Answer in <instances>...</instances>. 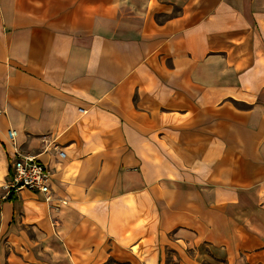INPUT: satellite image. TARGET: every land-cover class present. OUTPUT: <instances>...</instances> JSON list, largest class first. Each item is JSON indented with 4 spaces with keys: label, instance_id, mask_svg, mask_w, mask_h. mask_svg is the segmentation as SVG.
Masks as SVG:
<instances>
[{
    "label": "crops",
    "instance_id": "obj_1",
    "mask_svg": "<svg viewBox=\"0 0 264 264\" xmlns=\"http://www.w3.org/2000/svg\"><path fill=\"white\" fill-rule=\"evenodd\" d=\"M0 110V264H264V0H0Z\"/></svg>",
    "mask_w": 264,
    "mask_h": 264
},
{
    "label": "built area",
    "instance_id": "obj_2",
    "mask_svg": "<svg viewBox=\"0 0 264 264\" xmlns=\"http://www.w3.org/2000/svg\"><path fill=\"white\" fill-rule=\"evenodd\" d=\"M2 111L0 110V115ZM15 129L6 131L7 140L11 144L9 155L10 174L5 188L14 194L20 193L21 190H29L40 192L44 195L46 201L51 200L50 196V170L39 162L34 155L24 154L16 145ZM59 156H63V152H58Z\"/></svg>",
    "mask_w": 264,
    "mask_h": 264
},
{
    "label": "trees",
    "instance_id": "obj_3",
    "mask_svg": "<svg viewBox=\"0 0 264 264\" xmlns=\"http://www.w3.org/2000/svg\"><path fill=\"white\" fill-rule=\"evenodd\" d=\"M11 198H12V196H11V195H9V196H8V199H11Z\"/></svg>",
    "mask_w": 264,
    "mask_h": 264
}]
</instances>
